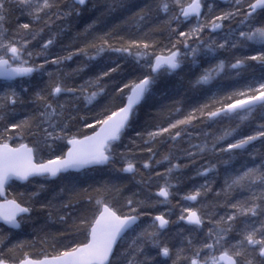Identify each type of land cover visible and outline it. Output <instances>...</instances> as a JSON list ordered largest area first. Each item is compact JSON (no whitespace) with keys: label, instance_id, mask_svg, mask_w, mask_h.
<instances>
[{"label":"snow or ice","instance_id":"6c2138e0","mask_svg":"<svg viewBox=\"0 0 264 264\" xmlns=\"http://www.w3.org/2000/svg\"><path fill=\"white\" fill-rule=\"evenodd\" d=\"M0 264H264V0H0Z\"/></svg>","mask_w":264,"mask_h":264},{"label":"trees","instance_id":"16d2710c","mask_svg":"<svg viewBox=\"0 0 264 264\" xmlns=\"http://www.w3.org/2000/svg\"><path fill=\"white\" fill-rule=\"evenodd\" d=\"M220 5L222 7L225 6V5H222V4H220ZM21 19H24V18L21 17ZM63 41L66 43L68 41V37L67 36L64 37ZM39 59H37V62H39ZM76 64H77V60L75 58H74L73 61H68L67 62L68 67L65 70L66 71H70L71 68L76 67ZM46 67L52 68L54 66L49 65V66H46ZM83 78H86V76L82 75V76H74V77H72V79H74L76 83H79L81 81V79H83ZM44 79H47V77L45 76ZM225 83H228V82L225 81ZM189 94L192 95L193 100H200L201 102H203L204 99H205L204 97L199 96L197 94H193V93H189ZM164 150H165V148H161L160 149L161 152L164 151ZM138 155L146 157L147 153L138 154ZM157 158H159V156ZM198 163H199V161H198ZM163 166H165V165L161 164L156 170L162 172L163 171ZM138 167H139V165H138ZM194 167L195 166H193V165H189L188 168L184 169L179 174V179H180L181 182H180L178 187H174L172 189V191L174 193L173 198H172V203L158 206V210H160V211H165V209H170L171 210V211H165V215L166 216H170L171 220L173 221V223H171L167 227V229L163 231V236L161 237L162 240H164V241H166L168 243H171V244H175L176 243V240L174 239V237L176 235V230L179 227L183 226L182 222H178L177 219H176L177 215L180 212V209L177 210L176 202L180 201L181 203H184V202H182L181 196L178 193L184 192L185 190L189 189L191 187V185H193L195 183H202L203 182V177H195L194 179H190L189 178L192 175V170H193ZM155 179H159V178H153V181ZM152 187H153V190H154L156 186H154V184H152ZM31 190H32L31 186L25 188V187H20L18 185H13L12 187H10L8 189V194L11 197L13 195H18L20 192H28V191H31ZM141 219L146 221L149 218L142 217ZM25 238H30V237L27 236V235L21 237V239H25Z\"/></svg>","mask_w":264,"mask_h":264},{"label":"bare ground","instance_id":"6f19581e","mask_svg":"<svg viewBox=\"0 0 264 264\" xmlns=\"http://www.w3.org/2000/svg\"><path fill=\"white\" fill-rule=\"evenodd\" d=\"M220 4H222V5H225V2H219ZM37 59H39V58H37ZM165 166H163V168H164ZM155 181H156V179L153 181V184L155 183ZM182 202H184V201H182ZM176 205H177V210L178 209H180V205L179 204H177L176 203ZM184 222H182V224H183ZM164 231V230H163Z\"/></svg>","mask_w":264,"mask_h":264},{"label":"rangeland","instance_id":"374dc122","mask_svg":"<svg viewBox=\"0 0 264 264\" xmlns=\"http://www.w3.org/2000/svg\"><path fill=\"white\" fill-rule=\"evenodd\" d=\"M162 183H163V179H161V178L156 179L154 186H156L157 184H162Z\"/></svg>","mask_w":264,"mask_h":264},{"label":"water","instance_id":"95a60500","mask_svg":"<svg viewBox=\"0 0 264 264\" xmlns=\"http://www.w3.org/2000/svg\"><path fill=\"white\" fill-rule=\"evenodd\" d=\"M219 2H225V0H219Z\"/></svg>","mask_w":264,"mask_h":264}]
</instances>
